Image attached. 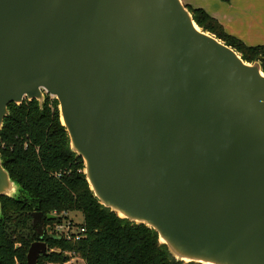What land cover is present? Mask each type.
Masks as SVG:
<instances>
[{
  "label": "water",
  "instance_id": "1",
  "mask_svg": "<svg viewBox=\"0 0 264 264\" xmlns=\"http://www.w3.org/2000/svg\"><path fill=\"white\" fill-rule=\"evenodd\" d=\"M42 91L104 209L182 264H264V74L182 0H0V130ZM19 191L0 158V198Z\"/></svg>",
  "mask_w": 264,
  "mask_h": 264
},
{
  "label": "trees",
  "instance_id": "2",
  "mask_svg": "<svg viewBox=\"0 0 264 264\" xmlns=\"http://www.w3.org/2000/svg\"><path fill=\"white\" fill-rule=\"evenodd\" d=\"M185 7L198 28L235 50L245 62L259 61L264 74V46L249 47L228 35L203 9ZM7 110L0 130V158L20 191L15 199L0 198V264H26L29 246L39 240L46 243L48 253L40 255L37 264H68L71 258L83 264H182L158 242L157 233L120 219L93 197L82 160L69 149L56 99L45 95L41 107L37 100H24L9 104ZM38 212L44 219L42 239L32 224L31 214ZM71 213L82 215L85 237L67 242L49 236L48 226ZM46 215L58 219L47 221Z\"/></svg>",
  "mask_w": 264,
  "mask_h": 264
},
{
  "label": "crops",
  "instance_id": "3",
  "mask_svg": "<svg viewBox=\"0 0 264 264\" xmlns=\"http://www.w3.org/2000/svg\"><path fill=\"white\" fill-rule=\"evenodd\" d=\"M193 9H203L231 37L245 45L264 46V0H182Z\"/></svg>",
  "mask_w": 264,
  "mask_h": 264
},
{
  "label": "built area",
  "instance_id": "4",
  "mask_svg": "<svg viewBox=\"0 0 264 264\" xmlns=\"http://www.w3.org/2000/svg\"><path fill=\"white\" fill-rule=\"evenodd\" d=\"M60 176V173L55 174L56 178H60ZM63 216L60 222H55L48 226L47 233L49 236L61 237L67 242L80 241L84 238L86 232L82 225L83 219L81 222H77L74 217H70V214H63Z\"/></svg>",
  "mask_w": 264,
  "mask_h": 264
},
{
  "label": "rangeland",
  "instance_id": "5",
  "mask_svg": "<svg viewBox=\"0 0 264 264\" xmlns=\"http://www.w3.org/2000/svg\"><path fill=\"white\" fill-rule=\"evenodd\" d=\"M45 95H46L45 92L42 91V96H43L44 99H45ZM52 98L49 97V99H52ZM71 216L74 217V219L77 220V222H81L82 221V215H80L78 213H76V214L75 213H71L70 217ZM68 264H83V262L80 259H78V258H71L70 261L68 262Z\"/></svg>",
  "mask_w": 264,
  "mask_h": 264
},
{
  "label": "bare ground",
  "instance_id": "6",
  "mask_svg": "<svg viewBox=\"0 0 264 264\" xmlns=\"http://www.w3.org/2000/svg\"><path fill=\"white\" fill-rule=\"evenodd\" d=\"M197 29V28H196Z\"/></svg>",
  "mask_w": 264,
  "mask_h": 264
}]
</instances>
